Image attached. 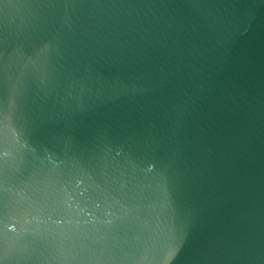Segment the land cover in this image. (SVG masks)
I'll use <instances>...</instances> for the list:
<instances>
[{
	"label": "water",
	"instance_id": "1",
	"mask_svg": "<svg viewBox=\"0 0 264 264\" xmlns=\"http://www.w3.org/2000/svg\"><path fill=\"white\" fill-rule=\"evenodd\" d=\"M0 264H264V0H0Z\"/></svg>",
	"mask_w": 264,
	"mask_h": 264
}]
</instances>
